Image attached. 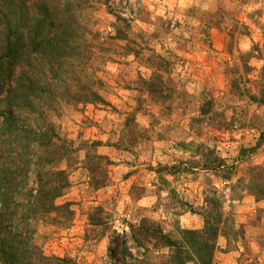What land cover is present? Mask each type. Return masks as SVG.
<instances>
[{
  "label": "rangeland",
  "instance_id": "rangeland-1",
  "mask_svg": "<svg viewBox=\"0 0 264 264\" xmlns=\"http://www.w3.org/2000/svg\"><path fill=\"white\" fill-rule=\"evenodd\" d=\"M92 13L99 37L93 47L96 74L108 101L92 105L110 114L105 116L110 124L101 123L106 126L102 128L83 119L88 104L66 106L55 118L61 135L78 148L76 162L68 168L70 187L56 199L57 204L71 203L73 217L67 226L50 220L38 223L35 240L42 252L65 259L62 264H151L148 261L168 251L155 245L154 235L161 230L178 237L175 224L201 229L205 197L215 195L223 216L233 219L235 233L218 236L212 264H264V199L256 200L245 189L247 167L264 164V138L256 146L264 131V103L230 87V79L240 77V90L259 94L264 0H97ZM211 13H217L213 16L218 23L208 28ZM117 17L130 25L128 42L113 38ZM125 43L132 50L127 51ZM153 54L169 61L164 77L174 95L168 108L152 101L141 86L140 79L152 73ZM206 99L224 113L228 125L217 130L204 122L197 135L189 124ZM136 107V123L148 138L126 147L135 153L122 158L126 165L101 162L109 180L93 188L83 141H100L90 151L106 154L100 150L103 141L84 138V129L94 123L105 131L109 126L104 145L113 146ZM156 140L160 143L154 146ZM201 143L214 146L226 167L184 164L188 159L209 160L197 151ZM131 224L141 226L135 233L142 245L135 242Z\"/></svg>",
  "mask_w": 264,
  "mask_h": 264
},
{
  "label": "trees",
  "instance_id": "trees-1",
  "mask_svg": "<svg viewBox=\"0 0 264 264\" xmlns=\"http://www.w3.org/2000/svg\"><path fill=\"white\" fill-rule=\"evenodd\" d=\"M95 1L0 0V264H62L65 260L45 255L35 234L40 221L67 226L73 217L71 203L57 204L56 199L70 187L68 168L76 162L78 148L61 135L55 118L62 115L66 106L108 104L103 94L104 82L96 74L93 52L98 37L92 27ZM211 14L208 28L218 23L213 16L217 13ZM116 21L113 38L131 40L126 19L117 17ZM125 45L127 51L132 50ZM152 59V73L149 78L140 79L141 86L152 101L168 108L174 95L164 77L169 61L157 54ZM262 75L259 94L248 89L241 91L240 77L230 79L231 90L236 86L238 95L243 92L251 100L264 103V66ZM211 103L210 99L203 100L198 114L190 120L189 129L197 135L204 122L217 130L228 125L224 113ZM137 111L139 107L129 113L112 145L126 150L129 144L148 138L136 123ZM263 138L261 131L256 146ZM83 144L91 185L95 189L102 187L109 179L101 162L108 165L113 161L95 150L91 153L90 149H95L100 141ZM197 151L209 160L188 159L184 164L189 168L226 167L215 154L214 146L201 143ZM247 171L245 189L256 200L264 199V164L251 165ZM205 202L207 205L200 211L203 227L187 229L175 224L178 237L159 230L154 235L155 245L168 251L149 263H213L218 236L230 237L235 229L233 219L223 216L218 197H205ZM130 227L135 242L142 245L141 237L135 233L141 226Z\"/></svg>",
  "mask_w": 264,
  "mask_h": 264
},
{
  "label": "crops",
  "instance_id": "crops-1",
  "mask_svg": "<svg viewBox=\"0 0 264 264\" xmlns=\"http://www.w3.org/2000/svg\"><path fill=\"white\" fill-rule=\"evenodd\" d=\"M86 110L84 111V114H86V116H82V118L84 119V118H89V119H92V120H94V122L96 121L97 122V124L99 123V124H106L105 122H106V118H105V116L106 117H108L109 115H108V113H106V111L105 110H100V109H96V108H94L93 107V105L92 104H88V105H86ZM105 118V119H104ZM80 120V119H79ZM81 122V121H80ZM112 123V122H111ZM96 123H94L93 124V126L92 127H88L87 129H84V135H83V137L84 138H87V139H99V140H101V141H103L102 142V146H100V150H101V152L102 153H104V154H106L109 158H110V160H112L113 162H115L116 164H117V162H119L117 165L118 166H122V165H126V163L124 162L125 160H123L122 158L127 154V153H129V154H131L132 156L135 154L134 152H133V150L132 151H129V150H120V149H116V150H114L113 148V146H110V145H104V141L110 136V134L111 133H109L108 132V129H109V126H108V128H107V131H105V130H101V127L100 128H98ZM101 124V125H102ZM110 123L108 122L107 124H106V126L107 125H109ZM77 126H79L80 124H76ZM106 126L105 125H102V128H106ZM145 127H147V125H145ZM113 133L114 132H112V135H113ZM117 136V135H116ZM73 137H75V135H73ZM113 140H117V138L115 137V139L113 138ZM158 141H160V140H156L155 142H153L154 144V146H156L155 144H159L160 142H158ZM123 153H125V154H123ZM125 157H127L128 158V155H126ZM262 160H264V152H263V154H261V161ZM113 165V164H112Z\"/></svg>",
  "mask_w": 264,
  "mask_h": 264
}]
</instances>
